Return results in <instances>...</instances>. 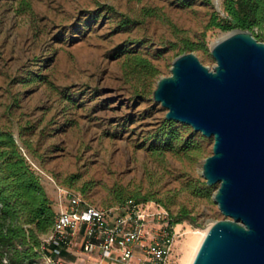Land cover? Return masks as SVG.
I'll list each match as a JSON object with an SVG mask.
<instances>
[{
  "label": "rangeland",
  "instance_id": "obj_1",
  "mask_svg": "<svg viewBox=\"0 0 264 264\" xmlns=\"http://www.w3.org/2000/svg\"><path fill=\"white\" fill-rule=\"evenodd\" d=\"M213 14L224 15L221 0H0V130L16 136L52 206L67 189L101 207L121 195L174 217L184 209L194 219L178 222L185 232L224 218L217 185L200 174L212 139L163 125L166 110L151 98L183 40L194 45L185 53L215 64L211 44L226 32L208 27ZM136 56L154 74L130 68ZM185 235L171 264H182Z\"/></svg>",
  "mask_w": 264,
  "mask_h": 264
},
{
  "label": "water",
  "instance_id": "obj_2",
  "mask_svg": "<svg viewBox=\"0 0 264 264\" xmlns=\"http://www.w3.org/2000/svg\"><path fill=\"white\" fill-rule=\"evenodd\" d=\"M210 56L208 68L192 53L178 55L151 94L166 121L212 139L200 174L217 185L212 201L224 218L210 225L191 264H264V42L234 29Z\"/></svg>",
  "mask_w": 264,
  "mask_h": 264
},
{
  "label": "trees",
  "instance_id": "obj_3",
  "mask_svg": "<svg viewBox=\"0 0 264 264\" xmlns=\"http://www.w3.org/2000/svg\"><path fill=\"white\" fill-rule=\"evenodd\" d=\"M221 5L224 15L213 14L208 27L222 32L246 30L257 41L264 42V0H221ZM193 48L194 45L183 40L178 55ZM128 66L140 73L155 72L150 63L139 56L131 58ZM163 125L170 128L174 123L164 121ZM165 134L170 139L174 133ZM130 199L147 200L139 196ZM115 200L119 204L127 199L116 195ZM171 217L174 223L182 220L193 223L194 220L184 209ZM53 218L52 203L36 171L21 154L12 133L0 130V264H44L46 254L72 261L74 257L63 248L58 255L53 254L56 248L53 245L46 251L41 250L40 237L50 231Z\"/></svg>",
  "mask_w": 264,
  "mask_h": 264
},
{
  "label": "built area",
  "instance_id": "obj_4",
  "mask_svg": "<svg viewBox=\"0 0 264 264\" xmlns=\"http://www.w3.org/2000/svg\"><path fill=\"white\" fill-rule=\"evenodd\" d=\"M57 200L52 228L40 237L41 250L53 245L54 255L60 248L73 260L84 255L82 264H171L172 247L184 234L170 213L153 201L127 199L101 207L67 189L58 190ZM71 262L43 257L44 264Z\"/></svg>",
  "mask_w": 264,
  "mask_h": 264
},
{
  "label": "bare ground",
  "instance_id": "obj_5",
  "mask_svg": "<svg viewBox=\"0 0 264 264\" xmlns=\"http://www.w3.org/2000/svg\"><path fill=\"white\" fill-rule=\"evenodd\" d=\"M216 1L218 2L219 0H216ZM221 38H222V35L219 38H217L216 40H219ZM208 228L205 230H201V231H192L190 229H187L186 232L184 231V234H186L185 236H186L187 240L185 242H186V246H187L188 251L186 252L185 257L182 260V264H191L192 259L195 255L202 239L204 238Z\"/></svg>",
  "mask_w": 264,
  "mask_h": 264
},
{
  "label": "crops",
  "instance_id": "obj_6",
  "mask_svg": "<svg viewBox=\"0 0 264 264\" xmlns=\"http://www.w3.org/2000/svg\"><path fill=\"white\" fill-rule=\"evenodd\" d=\"M52 207H53V210H54V212H55L56 209H57V204H56V202H54V205H53Z\"/></svg>",
  "mask_w": 264,
  "mask_h": 264
}]
</instances>
